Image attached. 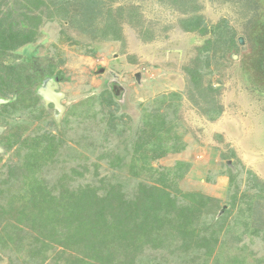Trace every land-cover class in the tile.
<instances>
[{
    "label": "rangeland",
    "instance_id": "374dc122",
    "mask_svg": "<svg viewBox=\"0 0 264 264\" xmlns=\"http://www.w3.org/2000/svg\"><path fill=\"white\" fill-rule=\"evenodd\" d=\"M244 1L246 0L188 1V6L199 5L198 13L205 18L210 29L214 31L215 26L225 24L235 40H239L240 36L245 39L243 45L234 43L232 46L227 45L224 50L220 48L216 52L210 51L213 58L210 67L205 70H211L212 74H206L201 84L206 94L197 89L190 92V76L185 68L195 67V64L202 62L198 57V48L213 35L211 32L201 35L199 32L185 31L180 20L191 11L187 10L188 13H185L174 0H122L138 5L145 23L154 26L153 38L144 37L138 30L139 26L122 21L123 39L102 40L95 44L97 48L92 53L88 51L89 46L84 45L85 42L92 43L89 33L72 29L66 21L51 20L42 25L43 32L34 44L9 56L6 64L17 63L23 57L27 58L26 55L32 56L36 47L39 55H50L58 59L59 64H52L49 69L56 71L60 67L66 76V81L61 84L67 95L63 100L67 105L63 117L69 106L78 104L80 107H77V111L82 113L84 120L75 129L79 136L77 139L84 140L89 134L90 146L97 142L98 144L93 145L103 144L102 148L108 149L119 147L123 140L117 130H112L104 143L95 141L104 136L103 126L110 116H105L102 120L100 115L97 117L90 111L83 110V107L88 109L89 101L105 93L106 88L108 96L111 95V99H117L118 102V113L112 117L117 115L120 118L125 115V121H131L133 126L140 123L145 110L153 112L160 105L159 100L155 101L158 97L160 99L162 95H171L173 92L182 93L177 110H170L169 117L175 120L177 130L183 136L180 147L186 145V148L152 163L155 166L171 167L177 160L188 161L191 166L187 174L178 180V187L184 191H201L219 198L217 219L227 211L228 213L224 215L225 218L216 221L218 225H224L225 228L229 225L239 227L244 224L240 207L246 205L242 196L248 190L250 180L254 178L252 175H255L254 179L259 184H264V78H261L264 72L257 74L255 78L258 70L256 64L264 61V48L261 50L257 47L259 38L253 28V22L259 24V19L264 16L256 12L255 2L250 7L244 6ZM63 29L70 31V37L63 33ZM263 29L257 30L260 32L258 36L264 34ZM203 54L200 55L204 59ZM14 66L12 74L15 78L11 81L14 87L4 86L7 82L3 85L0 79V93L6 98L13 96L12 102L0 106V122L7 126V131H12L13 140L19 138V130L23 134L21 140L29 135L51 131L63 137L67 144L75 146L77 143L74 141L73 131L69 130L65 139L59 131L62 123L56 125L58 120L49 116L47 109L44 111L41 108V101L31 89L33 82H30L34 80L35 74L30 68L20 69L18 65ZM114 78L124 88L118 94L109 85V81ZM211 83L216 89L213 92L206 87ZM89 96L92 97L86 99ZM204 97H211L214 102L223 106L218 118L211 119L203 112V108L207 107ZM168 104L169 102H165L162 105L163 112ZM89 117L92 119H88ZM134 133L139 135L138 130H133L132 134ZM78 146L82 149L81 145ZM59 148L60 154L54 159L41 157L32 160L25 155H22L25 158L19 159L21 152H18V145L11 148L9 144L8 153L0 156V233L3 235L0 238V260L3 255L4 264H22L24 255L28 256V246L33 247L36 245L35 238L42 237L25 223L20 227L14 213L23 209L33 213L36 201L44 205L51 200L44 193L47 186L42 180L45 177L51 180L60 176L63 167L61 162L65 160V150L68 148L66 142H60ZM232 150L237 153V157L232 156ZM87 153L91 161H99L103 165L100 168L102 176L111 175L109 159L99 160L97 154ZM72 165H78V160ZM9 170L11 175L7 178L5 175ZM230 174L236 175V182L240 187L235 205L229 202L234 193L230 189ZM88 176L92 177L93 173ZM121 177L134 178L127 171H123ZM252 194L255 195V191ZM253 198L256 209L249 218V226L262 231L259 235L245 233L238 241H234L230 233H223V239L226 237L227 243L216 251L212 264H257V259L264 257V201L259 205L256 197ZM10 233L16 238L14 242ZM259 264H264V261Z\"/></svg>",
    "mask_w": 264,
    "mask_h": 264
},
{
    "label": "trees",
    "instance_id": "16d2710c",
    "mask_svg": "<svg viewBox=\"0 0 264 264\" xmlns=\"http://www.w3.org/2000/svg\"><path fill=\"white\" fill-rule=\"evenodd\" d=\"M188 1L196 2L174 0L185 13H188L187 10L191 11L181 18V27L185 31L199 32L201 35L211 32L213 35L198 48V57L202 62L195 64V67L185 68L190 76V92L197 89L205 93L201 84L206 74H212L211 70H205L210 67L213 58L210 51L216 52L220 48L224 50L227 45L239 44V40L229 34L225 24L211 30L205 18L198 13L199 5L188 6ZM252 2H255L258 15L264 16V0H246L244 6ZM143 19L138 5L122 0H0V79L3 85L7 82L4 86L11 85L12 88L14 65H18L20 69L30 68L24 61L25 57L17 63L9 64H6V59L34 44L43 32L42 25L47 21L63 20L72 29L89 33L92 43L85 42L84 45L87 44L88 51L94 53L97 48L95 44L102 40L123 39L122 21L139 26L138 30L144 37L153 38V24H146ZM259 24L253 22V28L259 38L257 47L262 50L264 34L258 36L260 32L257 30L264 28V18L259 19ZM69 32L68 29H63L68 37ZM200 54L205 55V58H201ZM31 58L29 55V60ZM57 61L59 62L58 59ZM261 61L256 64L259 72L257 70L255 78L257 74L264 72V61ZM30 70L34 73L33 68ZM261 78H264V74ZM36 81L37 77L30 82H33L31 89L34 91ZM206 87L212 92L216 90L212 83ZM107 89L104 90L105 93L100 92L102 94L99 97L89 101L88 109L83 107V110H88L97 117L100 115L101 119L117 114V99H111ZM2 96L6 98L5 95ZM181 96L182 93L173 92L171 95H162L160 99L158 97L155 101L159 100L160 105L153 112L145 110L140 117L139 126L125 121V115L109 118L103 126L104 136L95 141L104 143L109 133L117 130L123 140L115 149L102 148L103 144L93 145L97 142L90 146L89 134L84 140L77 139L79 136L75 129L84 120L82 113L77 111V107H80L78 104L69 106L61 121L55 123H62L59 131L65 139L67 132L73 131L74 141L77 143L75 146L67 144L63 137L51 131L29 135L21 140L23 134L19 130V138L14 141L12 131L8 130L7 139L11 148L18 145V152H21L19 159L25 158L22 155L31 157L32 160L41 157L54 159L60 154V142H66L68 147V151L65 150V160L61 162L63 167L60 176L51 180L45 177L42 180L47 186L44 193L51 200L40 205L35 199L33 213L26 209L20 212L16 210L14 213L20 227L25 223L43 237H36V245L28 246V256L24 255L22 264H212L216 251L227 243L226 237L223 239V233H230L234 241H238L245 233L260 234L262 229L249 226V218L256 209L253 196L259 205L264 201V184H259L252 173L254 178L250 180L248 190L242 196L246 205L240 207L244 224L225 228L216 222L225 218L224 215L228 213L227 211L217 219L219 198L201 191H184L178 187V180L187 174L191 166L188 161L177 160L171 167L153 165L152 162L186 148V145L180 147L183 136L178 132L175 120L169 117L170 110H177ZM8 98V103L13 101V96ZM204 100L207 101V107L203 106V112L211 119L218 118L223 106L214 102L211 97H204ZM165 102L169 104L163 112L161 109ZM133 130H138L139 135L132 134ZM126 132L128 136L125 137ZM87 151L97 154L99 160L109 159L111 175L102 176L100 168L103 165L99 161H91ZM231 152L232 156L237 157L234 150ZM77 160L78 165L71 166ZM123 171L131 173L134 178H122ZM91 172L93 176L89 177ZM9 175L10 170L5 177L10 178ZM230 180V189L234 193L229 202L235 205L240 187L235 174H230ZM257 184L260 186L256 187ZM253 191L255 195L252 194ZM9 236L14 242V234L10 233ZM0 238H3L1 233ZM2 257L4 258L3 255ZM3 258L0 264H4ZM263 261L264 257L258 258L257 264Z\"/></svg>",
    "mask_w": 264,
    "mask_h": 264
},
{
    "label": "flooded vegetation",
    "instance_id": "af4514ba",
    "mask_svg": "<svg viewBox=\"0 0 264 264\" xmlns=\"http://www.w3.org/2000/svg\"><path fill=\"white\" fill-rule=\"evenodd\" d=\"M38 51H39V49H38V47H36L33 50V52H32V58L29 60V55L28 56L26 55L27 58H24V61L26 62V64L30 68L34 69L35 77H37V79H38V81H36V84L34 86L35 94H36L37 97H39V100L41 101V105L45 109H47V107H45L43 105V103H42V98L37 93L38 87L42 84L43 80H45L46 78L52 77L54 79H58V83H59L60 87H59V89L57 91H60V90H62L61 84L66 81V76L61 74L62 71L59 69L60 67H57L56 71H53L52 69H49V67L52 64H56L55 66H57L58 63H59L54 58V56L39 55ZM111 73L114 74L113 71H111ZM109 85H110L111 89L117 94L120 93L121 90L124 89L123 86H121L120 83L115 78H114V80H110L109 81ZM0 97H3V96L0 95ZM64 105H65V107L67 106L65 103H64ZM53 108H54V104L50 103L49 104V108L47 109V113H48V115L50 114V115H52L55 118ZM0 126L3 127V130L0 131V145L5 148V152L7 153L8 152V147H9L7 134H8L9 131H7V126L4 125L1 122H0ZM0 156H2V155H0Z\"/></svg>",
    "mask_w": 264,
    "mask_h": 264
},
{
    "label": "water",
    "instance_id": "95a60500",
    "mask_svg": "<svg viewBox=\"0 0 264 264\" xmlns=\"http://www.w3.org/2000/svg\"><path fill=\"white\" fill-rule=\"evenodd\" d=\"M212 30V29H211ZM47 40V39H46ZM245 39L243 36L239 37V43L244 44ZM60 85L58 83V79H54L52 77L46 78L43 80L42 84L38 87L37 93L42 98V103L47 109L49 108V104H54V115L58 121H61V118L66 110V107L63 103V100L66 97V93L62 90L57 91ZM10 99L0 98V104L8 103ZM3 130V127L0 126V131ZM5 148L0 145V155H5ZM226 206L224 207V209ZM223 209V210H224Z\"/></svg>",
    "mask_w": 264,
    "mask_h": 264
},
{
    "label": "clouds",
    "instance_id": "9594fccd",
    "mask_svg": "<svg viewBox=\"0 0 264 264\" xmlns=\"http://www.w3.org/2000/svg\"><path fill=\"white\" fill-rule=\"evenodd\" d=\"M0 98L8 99V98H5V97H0ZM1 105H3V104H0V106H1ZM7 153H8V152H7ZM7 153H6V154H7ZM6 154H5V155H6ZM3 156H4V155H3Z\"/></svg>",
    "mask_w": 264,
    "mask_h": 264
}]
</instances>
